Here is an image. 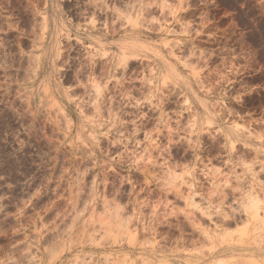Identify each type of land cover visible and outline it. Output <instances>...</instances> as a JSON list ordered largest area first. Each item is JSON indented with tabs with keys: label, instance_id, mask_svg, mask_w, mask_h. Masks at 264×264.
<instances>
[{
	"label": "rangeland",
	"instance_id": "1",
	"mask_svg": "<svg viewBox=\"0 0 264 264\" xmlns=\"http://www.w3.org/2000/svg\"><path fill=\"white\" fill-rule=\"evenodd\" d=\"M262 202L264 0H0V264H201Z\"/></svg>",
	"mask_w": 264,
	"mask_h": 264
},
{
	"label": "bare ground",
	"instance_id": "2",
	"mask_svg": "<svg viewBox=\"0 0 264 264\" xmlns=\"http://www.w3.org/2000/svg\"><path fill=\"white\" fill-rule=\"evenodd\" d=\"M41 28H42V30H47L48 29V26H47V21H46V18L45 19H43V21H42V24H41ZM43 34V33H42ZM37 36H39V35H37ZM41 39H40V41H42V37H40ZM41 44H42V42H41ZM55 46H56V40H54V39H49V40H47V41H45V43L43 44V46L41 47V49H42V55H43V57H45V58H48V57H50V56H52L53 55V52H54V49H55ZM38 54V53H37ZM37 56V55H36ZM38 62H40V58H38V60H37ZM162 74H165V76H169L170 78H172V76H173V74H172V70L169 68V67H167L164 63L162 64V66H161V71H160ZM184 83V86L186 87V90H190V88H189V86H188V84L187 83H185V82H183ZM184 102L185 103H190V100H189V98L187 97L185 100H184ZM200 121H201V117L199 116V117H197L196 119H195V122H194V125H197L198 127H199V125H200ZM231 141H234L233 139H229V142H231ZM252 171V170H251ZM252 176V175H251ZM253 178V177H252ZM254 179V178H253ZM255 195V194H254ZM252 196V195H251ZM255 198V199H254ZM253 199L252 198H250L249 200L251 201V203H249V202H247L248 204V206L246 205V207L247 208H251L252 207V209H255L254 207H255V205H257V207L259 206L258 204L260 203H258L257 204V201H255L256 199L258 200V198L257 197H254ZM222 199H224V198H222ZM252 199V200H251ZM210 200V199H209ZM236 200V199H235ZM254 200V201H253ZM260 201H261V199H259ZM223 202V201H222ZM245 202H246V200H245ZM256 203V204H255ZM263 203V202H262ZM223 204V203H222ZM237 204V203H236ZM246 204V203H245ZM244 204V205H245ZM254 204V205H253ZM264 204V203H263ZM262 204V205H263ZM250 205V206H249ZM261 205V204H260ZM261 205V206H262ZM219 206V205H218ZM242 206V205H241ZM244 207V206H243ZM221 208V207H220ZM239 208V207H238ZM245 208V207H244ZM263 208V207H262ZM217 209V208H216ZM259 209H260V207H259ZM259 209H255V211L256 210H259ZM264 209V208H263ZM218 210V209H217ZM233 210V209H232ZM198 211H199V209H198ZM204 211V210H203ZM230 211V210H229ZM240 211V210H239ZM248 209H247V213H248ZM251 211H253V210H251ZM208 212V211H207ZM212 212V211H211ZM216 212V211H215ZM223 212V211H222ZM228 212V211H227ZM243 212H245V211H243ZM257 212V211H256ZM198 213H200V212H198ZM203 213V212H202ZM206 213V212H205ZM224 213H226V212H224ZM232 213V212H231ZM250 213V212H249ZM253 213H254V211H253ZM259 213V212H258ZM208 214V213H207ZM217 214V213H216ZM220 214V213H219ZM245 214V213H244ZM212 216L214 215V214H211ZM222 215V214H221ZM225 215V214H224ZM232 215H234V214H232ZM251 215H253L252 213H251ZM255 215L257 216L258 214H256L255 213ZM201 216H202V214H201ZM208 216H210V214L208 215ZM229 217V216H228ZM257 217H259V216H257ZM207 218V217H206ZM210 218H211V216H210ZM224 218H225V216H224ZM249 218H251V216L249 215ZM252 218H253V216H252ZM196 219V218H195ZM244 219V218H243ZM263 219V222H264V217L262 218ZM197 220H199V219H197ZM219 220V219H218ZM233 220H235V219H233ZM232 220V222H234ZM200 221V220H199ZM220 221V220H219ZM244 221V220H243ZM242 221V222H243ZM204 222H206V221H204ZM203 222V223H204ZM212 222V221H211ZM228 222V221H227ZM227 222H226V224H224L223 226H225V225H227ZM239 222V221H238ZM221 223V222H220ZM207 224V223H206ZM214 224V223H213ZM244 224H245V222H244ZM218 225V224H217ZM246 225H247V223H246ZM260 225V224H259ZM262 225V224H261ZM264 225V224H263ZM262 225V226H263ZM204 226H205V224H204ZM213 226H216L215 224L213 225ZM244 227V226H243ZM218 228V227H217ZM220 228V227H219ZM256 228V230H258L259 228H258V225H257V227H255ZM260 228H262L261 226H260ZM210 229H211V226H210ZM244 229V228H243ZM215 231H216V228L214 229ZM240 230V229H239ZM255 230V231H256ZM199 231V230H198ZM245 231V230H244ZM254 231V232H255ZM236 232V231H235ZM240 232V231H239ZM231 233V232H230ZM243 232H241V233H239V234H241L240 235V238H243V234H242ZM228 234V233H227ZM235 234V233H234ZM233 234V235H234ZM198 235V234H197ZM239 236V235H238ZM242 236V237H241ZM258 236V235H257ZM262 236H264V232H263V235ZM223 238L224 237H222V239L221 238H219V239H221L222 241H220V240H218V241H220V242H214V240L211 238L210 239V241L209 242H211L210 244V253H209V255L207 256V258H204V257H201L200 258V262H201V264H264V248L263 247H257V248H251V249H248L242 242H240V244H236V243H230L229 242V244H225V245H223ZM227 238V237H226ZM240 238H239V240H240ZM256 238V237H255ZM255 238L254 239H252V240H254V242H253V244L252 245H256V244H258L259 245V243L260 242H258V241H262V239H261V236H260V238L258 239V241H257V243H255ZM263 238V237H262ZM231 239V238H230ZM235 239H237V238H235ZM257 239V238H256ZM261 239V240H260ZM204 240V239H203ZM201 241H202V239H201ZM226 241V240H225ZM203 242V241H202ZM206 242V241H205ZM238 242V241H237ZM244 242V241H243ZM200 243V242H199ZM208 243V242H207ZM242 243V244H241ZM245 243V242H244ZM205 244V243H204ZM203 244V245H204ZM247 244V243H246ZM207 245V244H206ZM205 253V252H204Z\"/></svg>",
	"mask_w": 264,
	"mask_h": 264
}]
</instances>
